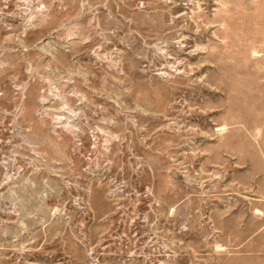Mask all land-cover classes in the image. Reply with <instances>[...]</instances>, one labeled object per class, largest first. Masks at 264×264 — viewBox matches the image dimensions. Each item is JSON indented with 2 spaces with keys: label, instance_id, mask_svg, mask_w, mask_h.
<instances>
[{
  "label": "rangeland",
  "instance_id": "374dc122",
  "mask_svg": "<svg viewBox=\"0 0 264 264\" xmlns=\"http://www.w3.org/2000/svg\"><path fill=\"white\" fill-rule=\"evenodd\" d=\"M0 264H264V0H0Z\"/></svg>",
  "mask_w": 264,
  "mask_h": 264
}]
</instances>
